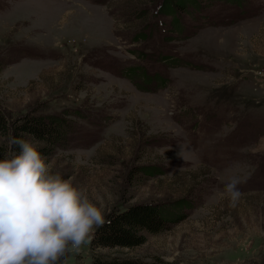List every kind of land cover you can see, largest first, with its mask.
I'll use <instances>...</instances> for the list:
<instances>
[{
    "label": "rangeland",
    "instance_id": "1",
    "mask_svg": "<svg viewBox=\"0 0 264 264\" xmlns=\"http://www.w3.org/2000/svg\"><path fill=\"white\" fill-rule=\"evenodd\" d=\"M0 112L71 120L45 156L107 213L166 205V228L100 251L264 264V0H0Z\"/></svg>",
    "mask_w": 264,
    "mask_h": 264
},
{
    "label": "clouds",
    "instance_id": "2",
    "mask_svg": "<svg viewBox=\"0 0 264 264\" xmlns=\"http://www.w3.org/2000/svg\"><path fill=\"white\" fill-rule=\"evenodd\" d=\"M34 134L13 136L0 156V264H62L102 227L105 200L53 170ZM231 176L223 195L235 206L244 195Z\"/></svg>",
    "mask_w": 264,
    "mask_h": 264
},
{
    "label": "trees",
    "instance_id": "3",
    "mask_svg": "<svg viewBox=\"0 0 264 264\" xmlns=\"http://www.w3.org/2000/svg\"><path fill=\"white\" fill-rule=\"evenodd\" d=\"M71 125V120L61 116L28 113L9 121L0 112L1 134H8L9 141L13 136L19 137L21 133L34 134L36 139L43 142V147L38 150L44 155L66 137V133L72 128ZM7 145H0V156L7 149ZM166 211V205L146 202H134L112 209L105 216L106 223L94 229L92 239L88 241L90 259L76 264H181L163 260L159 256L147 261L99 250L114 246L132 247L142 243L145 240V232H156L166 228L168 225L164 215Z\"/></svg>",
    "mask_w": 264,
    "mask_h": 264
}]
</instances>
